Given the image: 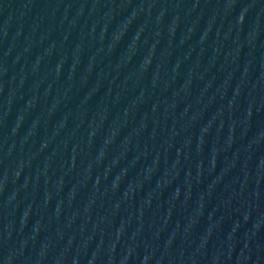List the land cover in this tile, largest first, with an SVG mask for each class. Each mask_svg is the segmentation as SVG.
<instances>
[{
    "label": "water",
    "instance_id": "water-1",
    "mask_svg": "<svg viewBox=\"0 0 264 264\" xmlns=\"http://www.w3.org/2000/svg\"><path fill=\"white\" fill-rule=\"evenodd\" d=\"M0 264H264V0H0Z\"/></svg>",
    "mask_w": 264,
    "mask_h": 264
}]
</instances>
